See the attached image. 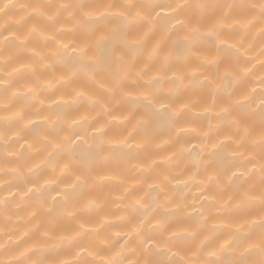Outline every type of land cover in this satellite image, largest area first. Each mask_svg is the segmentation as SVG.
I'll list each match as a JSON object with an SVG mask.
<instances>
[{
    "label": "clouds",
    "instance_id": "1",
    "mask_svg": "<svg viewBox=\"0 0 264 264\" xmlns=\"http://www.w3.org/2000/svg\"><path fill=\"white\" fill-rule=\"evenodd\" d=\"M262 137L264 0H0V264H264Z\"/></svg>",
    "mask_w": 264,
    "mask_h": 264
},
{
    "label": "snow or ice",
    "instance_id": "2",
    "mask_svg": "<svg viewBox=\"0 0 264 264\" xmlns=\"http://www.w3.org/2000/svg\"><path fill=\"white\" fill-rule=\"evenodd\" d=\"M81 51H83V50L81 49ZM262 139H264V137H262ZM120 142L122 143L123 141H120ZM224 203H227V201H225ZM226 244H228V241L227 240L223 241V245H226ZM214 254H215L214 252L209 253V255H214Z\"/></svg>",
    "mask_w": 264,
    "mask_h": 264
}]
</instances>
